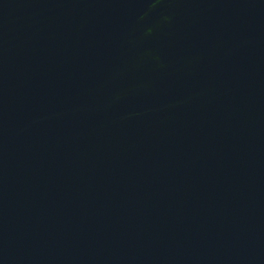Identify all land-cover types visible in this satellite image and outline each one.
I'll use <instances>...</instances> for the list:
<instances>
[{
  "label": "water",
  "instance_id": "1",
  "mask_svg": "<svg viewBox=\"0 0 264 264\" xmlns=\"http://www.w3.org/2000/svg\"><path fill=\"white\" fill-rule=\"evenodd\" d=\"M0 264H264V0H0Z\"/></svg>",
  "mask_w": 264,
  "mask_h": 264
}]
</instances>
